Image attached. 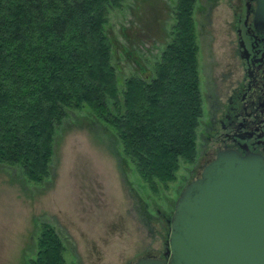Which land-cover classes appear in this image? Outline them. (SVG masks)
I'll list each match as a JSON object with an SVG mask.
<instances>
[{
	"label": "trees",
	"instance_id": "trees-1",
	"mask_svg": "<svg viewBox=\"0 0 264 264\" xmlns=\"http://www.w3.org/2000/svg\"><path fill=\"white\" fill-rule=\"evenodd\" d=\"M124 1L0 0V164L20 166L41 184L51 174L58 128L69 111L86 107L115 132L155 193L158 183L177 180L182 163H195L204 116L197 0H175L170 41L153 71L128 78L108 29L109 12ZM65 251L45 223L30 264H67Z\"/></svg>",
	"mask_w": 264,
	"mask_h": 264
},
{
	"label": "rangeland",
	"instance_id": "rangeland-1",
	"mask_svg": "<svg viewBox=\"0 0 264 264\" xmlns=\"http://www.w3.org/2000/svg\"><path fill=\"white\" fill-rule=\"evenodd\" d=\"M229 2L197 0L195 5L204 97L195 163H182L177 180L167 188L158 183L155 193L125 158L111 128L87 107L69 111L57 130L48 179L35 184L20 166L0 164V264H30L45 223L61 237L67 264H129L164 255L166 218L199 177V165L212 148L207 139L210 105L225 96L223 79L234 39ZM174 8L175 0H125L109 12L115 62L124 78L141 74V69L153 71L170 41Z\"/></svg>",
	"mask_w": 264,
	"mask_h": 264
},
{
	"label": "water",
	"instance_id": "water-1",
	"mask_svg": "<svg viewBox=\"0 0 264 264\" xmlns=\"http://www.w3.org/2000/svg\"><path fill=\"white\" fill-rule=\"evenodd\" d=\"M255 25L264 33V0ZM129 264H264V158L221 151L180 194L166 259Z\"/></svg>",
	"mask_w": 264,
	"mask_h": 264
},
{
	"label": "flooded vegetation",
	"instance_id": "flooded-vegetation-1",
	"mask_svg": "<svg viewBox=\"0 0 264 264\" xmlns=\"http://www.w3.org/2000/svg\"><path fill=\"white\" fill-rule=\"evenodd\" d=\"M231 2L234 39L223 79L226 92L219 104L210 105L212 117L207 139L212 148L204 164L199 165V177L221 151L241 155L251 152L264 158V33L255 25L258 3L256 0ZM167 251L166 248L161 259H166Z\"/></svg>",
	"mask_w": 264,
	"mask_h": 264
}]
</instances>
